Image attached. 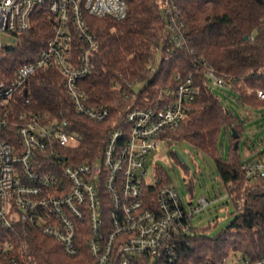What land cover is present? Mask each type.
<instances>
[{
	"label": "built area",
	"instance_id": "built-area-1",
	"mask_svg": "<svg viewBox=\"0 0 264 264\" xmlns=\"http://www.w3.org/2000/svg\"><path fill=\"white\" fill-rule=\"evenodd\" d=\"M177 3L161 0V9L174 48H184ZM41 8L49 14L52 36L11 79L0 80V264H48L33 254L31 239L38 232L72 258L87 248L91 264H264V255L251 259L233 252L217 260L185 261V245L195 229L192 219L215 200L202 196L196 205L191 197L185 202L158 172L147 176L149 157L160 155L162 141L171 140L169 132L189 117L198 93L192 74L177 75L175 87L161 89L156 99L129 109L127 126L113 130L101 156L90 162H69L66 152L81 135L70 131L67 119L19 105L27 82L40 70L55 68L77 114L95 122L111 117L108 106L90 104L81 85L100 48L86 15L123 19L126 1L0 0V34H13L15 46L17 35L30 29L34 12ZM13 46L0 39V52ZM199 63L210 85L226 86L206 60ZM136 86L125 81V97L139 100ZM256 94L264 99L263 89ZM241 170L249 183L264 180V150L251 152Z\"/></svg>",
	"mask_w": 264,
	"mask_h": 264
},
{
	"label": "trees",
	"instance_id": "trees-1",
	"mask_svg": "<svg viewBox=\"0 0 264 264\" xmlns=\"http://www.w3.org/2000/svg\"><path fill=\"white\" fill-rule=\"evenodd\" d=\"M125 1L128 13L123 19L86 15L100 48L92 72L81 85L90 104L111 109L109 120L95 122L77 114L64 79L55 68L40 70L27 82L19 105L67 119L70 131L81 135L79 143L66 152L69 162H90L101 156L113 130L127 126L125 114L129 109L156 99L161 89L175 87L180 82L177 75L192 74L198 93L191 104L190 119L168 136L187 140L213 157L221 179L232 186L228 188L229 198L237 212L231 225L215 237L194 229L190 243L185 245V261L217 260L231 252L251 259L261 257L264 255V187L245 179L238 140L242 121L213 92L199 61L206 60L223 76L226 86L239 95L242 104H264V99L256 94L257 89L264 90V0H178L186 39L184 48H174L170 40L171 29L161 9V0ZM52 34L49 14L45 9H37L30 29L17 35L15 46L0 52V80L11 79L20 64L37 56ZM162 53L168 58L162 57ZM125 81L143 84L139 100L125 97ZM27 97L29 103H25ZM223 133L230 134L228 157L220 153ZM173 155L181 162L176 152ZM158 174L167 181L162 170L158 169ZM31 245L33 254L44 263L91 264L92 261L87 248L78 257H69L55 240L41 232L34 234ZM142 264L165 263L145 260Z\"/></svg>",
	"mask_w": 264,
	"mask_h": 264
},
{
	"label": "rangeland",
	"instance_id": "rangeland-1",
	"mask_svg": "<svg viewBox=\"0 0 264 264\" xmlns=\"http://www.w3.org/2000/svg\"><path fill=\"white\" fill-rule=\"evenodd\" d=\"M0 39L7 46L14 45V36L11 33H1ZM211 87L224 105L242 121L243 129L238 139L241 158L247 160L251 152L264 150V104H242L239 95L231 87L213 84ZM142 88L143 84L139 83L135 90L138 92ZM230 143V134L225 136L223 133L220 137V153H225V157H228ZM161 145L160 155H151L147 161V176L152 178L158 169L162 170L163 176L176 186L185 202L191 197L196 205L202 196L215 200L194 216L192 224L199 233L212 237L219 235L231 225L237 209L229 198V185L221 179L213 157L195 148L187 140H165ZM175 152L184 157V162L176 160L173 155ZM253 184L264 187L263 181Z\"/></svg>",
	"mask_w": 264,
	"mask_h": 264
},
{
	"label": "water",
	"instance_id": "water-1",
	"mask_svg": "<svg viewBox=\"0 0 264 264\" xmlns=\"http://www.w3.org/2000/svg\"><path fill=\"white\" fill-rule=\"evenodd\" d=\"M246 38H248V37H246ZM232 133H233L235 138H238V134L235 132V130H232ZM237 147H238V143L235 144V148H237ZM176 154L179 157L180 161L184 162V157L179 152H176Z\"/></svg>",
	"mask_w": 264,
	"mask_h": 264
}]
</instances>
